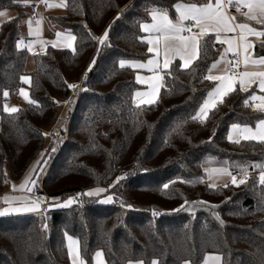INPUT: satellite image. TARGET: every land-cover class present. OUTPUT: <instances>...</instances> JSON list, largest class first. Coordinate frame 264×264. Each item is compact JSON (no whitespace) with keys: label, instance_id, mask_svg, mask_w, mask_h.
<instances>
[{"label":"trees","instance_id":"16d2710c","mask_svg":"<svg viewBox=\"0 0 264 264\" xmlns=\"http://www.w3.org/2000/svg\"><path fill=\"white\" fill-rule=\"evenodd\" d=\"M30 1L0 0V10H18L0 24V192L39 157L35 187L42 182L49 202L74 196L82 204L0 216V264H71L67 235L79 240L87 264L98 250L108 264H201L207 253L220 254L222 264H264V139H229L232 124L264 120L251 103L255 89L238 85L206 118L196 116L216 83L207 79L222 48L216 34L200 37L187 68L175 59L163 70L154 103L134 100L140 84L131 62L151 56L142 23L153 11L175 19L178 3L209 0H64L65 11L50 18L74 34V48L33 53V103L7 112L4 93L17 94L30 56L19 46ZM253 50L264 57V37ZM74 82L77 103L51 153L43 127ZM206 165L228 166L245 182L210 186ZM98 189L105 191L87 195Z\"/></svg>","mask_w":264,"mask_h":264},{"label":"crops","instance_id":"0c3cea01","mask_svg":"<svg viewBox=\"0 0 264 264\" xmlns=\"http://www.w3.org/2000/svg\"><path fill=\"white\" fill-rule=\"evenodd\" d=\"M34 1H38V4L44 5L46 8L47 12L49 15L51 14H59L63 13L65 11V1L63 0V3L61 0H31V4ZM216 0H209L207 3H211L215 6ZM179 4H185L188 5L187 3H179ZM189 4H194L197 7H200L204 4H196V3H189ZM206 4V3H205ZM227 0H224V3L222 5V11L225 12L226 16L228 17H234V21H230V23L239 24V23H246L250 27L255 28L257 31H264V24L262 23H257L256 20L249 19L248 16L244 15L243 13H248L249 9L247 6L244 4H241L239 7H237L235 4L226 6ZM230 8L232 12H230L228 9ZM39 11V9H38ZM257 11L256 5L253 4V13L255 14ZM0 12L6 13L5 16H0V24L6 21L7 19L14 17L15 15L18 14V10H14V8H4L1 9ZM178 12V16L175 19H172L168 16L167 17L169 20H171L173 23H177L180 12ZM164 14V12H159V11H153L151 13V19L147 22L142 23V26L147 24V25H152L154 23L159 22L161 15ZM153 16L156 17V19H153ZM39 17V14H38ZM38 17L34 20H37ZM193 23L195 26V21L192 20H184L182 21V26L187 29L188 24ZM142 30L146 33L147 35V41H148V47L152 48L153 51L151 52V56L145 61V62H131V65L136 68V81L140 84V87L135 91L134 94V100L137 104H143L145 101L152 100L155 101L159 97L162 82H163V70L166 69L164 68V61L167 59L169 61V66L171 62L175 59H178L181 64L184 66L185 60H187L190 65L195 58L198 56L199 53V42L198 45L195 48L189 47L187 51L180 52L178 54H173L172 51H168L167 55H165V45L167 44L169 48H175L176 46L179 45V40L175 39L173 34L171 33H159L155 31H146L143 27ZM203 31L205 34L208 33H215L216 31L214 30L213 26L209 23H205L203 25ZM46 34L45 39L48 43V45H54L56 47H62V48H74L75 44V39H72V37H75L73 33H71L68 30H62L58 27H56L55 30H48L46 29L44 31ZM201 28L196 26V30L194 32H181L179 35L183 37H189V36H197L198 41L201 37ZM204 34V35H205ZM217 37V35H216ZM243 37V39H241ZM262 36H256L253 33L248 32L247 30H244L243 32L237 27L235 28V31H224L221 30L219 34V39H217L219 42L220 41H230L231 42V48L228 43H222L226 47V50L230 48V50L225 52L226 56H229L232 63L235 62V71L233 74H231L226 68L222 71L224 73L222 76L224 78V82L226 83L224 85L223 90H220V88H216V83L215 86L209 91V93H212L213 95L210 97L209 93L207 94L205 100L209 101L208 104V109L204 114H200V109L202 105H204V102L200 105V107L197 110V117L200 119H204L209 111L221 100H223L232 90V88L240 85L243 88H254L255 91L251 96V103L253 107L260 108L264 110V106H262V102L258 99L261 96H264V89H261L260 87V79L261 77L259 76H244L242 75L243 73H264V64L259 63L261 58L264 57H258L254 54V44L260 40ZM42 38L38 37L32 40L30 43V46L28 47L30 51H34L35 49H32L35 44H41L42 43ZM46 42V43H47ZM46 43H42L41 46H43L42 51L46 49ZM41 52V51H40ZM35 53V52H34ZM183 57V58H182ZM233 57L235 59H233ZM245 57H247V62L245 61ZM152 60L155 61V64L149 65L148 61ZM139 64H144L145 67H138L137 65ZM213 65V64H212ZM210 67L208 71V75L212 77H218L219 76V68L217 67ZM168 66V67H169ZM232 67V66H231ZM230 67V68H231ZM217 82V80H215ZM229 85L231 88H229ZM233 88V89H234ZM219 89V91H217ZM139 94V95H138ZM255 98V99H254ZM237 123H234L231 125L230 130H229V135L231 134L232 131V126ZM250 128L251 132H245L244 128ZM235 134L239 136L241 139H245V136H253L255 135V138L253 140H262L264 138H261V136L258 134L260 131V122L255 126L251 127L248 125H242L238 128H234ZM40 161L39 164L37 162ZM43 163H41V158H37L34 160V162L30 165V167L26 170V172L20 177L19 179L12 180L9 185V193H1L0 192V216H6V215H22V214H31V213H40L43 212L42 208L44 206V203L40 201L39 204V209L37 211H18V212H3L4 209L8 207H23L26 204L31 205L33 201H37L38 199L32 194V189L35 187L36 182L40 176L41 169H42ZM35 169V171H33ZM33 177L32 180H35V184L32 183H27L25 186L28 189H31L29 191V195H23L17 193V191L14 190H19L21 187L20 185L25 182V178L28 176ZM41 179V178H40ZM96 190H91L90 192H94ZM100 193V192H99ZM31 194V195H30ZM5 197L8 198H19V199H11L10 203L5 202ZM61 200H54L53 202H49L48 208H58L62 207L60 205ZM70 206V205H68ZM65 207V206H64ZM71 235L66 236V242L69 250V255H70V260L71 263L74 264H80V261H83L84 264L85 261L82 259L80 255V245H79V240L77 239V243L73 245V250L71 251L69 248V239ZM75 241V239H73ZM102 251V250H101ZM100 250L96 251L101 252ZM96 253L94 255L95 262L94 264H104L102 261V256L99 258L96 257ZM218 258V259H217ZM158 264L157 260L153 261V264ZM107 264V262H106ZM128 264H144L143 261L137 260V261H129ZM182 264H191L190 261L185 260L182 262ZM201 264H222V257L220 255H215L213 253H207L203 262Z\"/></svg>","mask_w":264,"mask_h":264},{"label":"snow or ice","instance_id":"6c2138e0","mask_svg":"<svg viewBox=\"0 0 264 264\" xmlns=\"http://www.w3.org/2000/svg\"><path fill=\"white\" fill-rule=\"evenodd\" d=\"M224 3V0H216L215 2V6L211 3H206L200 7H197L194 4H177L175 5V8L177 11L180 12V16L178 19L177 23H173L171 20L168 19L167 14L164 13L161 15L159 22L154 23L152 25H143L142 27L146 30V31H155V32H159V33H171L173 34L174 38L179 40V45L176 46L175 48H169V46L166 44L165 45V55H167L168 51H172L173 54H178L180 52H184L187 51L189 47L195 48L198 45V38L197 36H189V37H183L180 36L179 34L181 32H185V31H191V29H185L182 26V21L184 20H192L195 21V24L197 27L201 28V37L205 34L203 31V25L205 23H209L213 26L214 30L216 31V35H217V39H219V34L221 30L224 31H235V28H239L242 32L244 30H247L250 33H253L256 36H262L264 37V31H257L255 28L250 27L248 24L246 23H239V24H233L230 23V21H234L235 18L234 17H228L226 16L225 12L222 11V5ZM227 3L229 5H233L235 4L237 7H239L241 4H244L245 6L248 7L249 12L248 13H243L244 15L248 16L249 19L252 20H256L257 23H262L264 24V0H227ZM253 4L256 5L257 11L254 14L253 13ZM162 11V10H161ZM6 13L4 12H0V16H5ZM153 19L155 20L156 17L153 16ZM29 24H31V21L28 22ZM108 35L107 31L104 34V37L106 38ZM72 39H75V37H72ZM241 39H243V37H241ZM221 43H228L230 45L231 48V42L230 41H220ZM101 43H103V39H101ZM227 49L226 51L230 50ZM153 49L149 48V52H152ZM183 58V57H182ZM245 61L247 62V57H245ZM155 61L149 60L148 64L152 65L155 64ZM188 61L185 60V64L184 67L187 68L188 67ZM259 63L264 64V58H261ZM126 62L121 61L120 62V67L123 68L125 67ZM138 67H145L144 64H139L137 65ZM169 66V61L167 59H165L164 61V68H168ZM91 67V65H90ZM212 67H216V64H213ZM242 75L244 76H259L261 77L259 83H260V87L261 89H264V73H243ZM207 79L209 80H217V79H222L221 77H212L209 76L207 77ZM68 87L70 88H75L76 85H68ZM229 88H231V86L229 85ZM242 90L247 91V88H243ZM217 91H219V89H217ZM4 95L6 96L7 93H4ZM139 95V94H138ZM213 94L209 93V96L211 97ZM27 98V97H26ZM255 99V98H254ZM261 102H262V106H264V96H261L258 98ZM30 103H33V101H29ZM144 103L147 104H152L154 103V101L152 100H148L145 101ZM248 101H245V104H247ZM208 104L209 101L205 100L204 105H202L201 109H200V114H204L206 112V110L208 109ZM5 110L7 111L8 109L5 108ZM12 112L17 111L16 108H12L11 109ZM195 119V117H194ZM233 128H238V125H233ZM245 132H251L250 128L245 127L244 128ZM261 138H264V120L260 121V131L258 133ZM231 138V137H230ZM245 139H254L255 135L253 136H245ZM237 143H239V141H236ZM40 161L37 162V164H39ZM33 171H35V169H33ZM121 178H118V180ZM233 183H236V178L233 177L232 178ZM260 181L262 184H264V173L261 174L260 177ZM32 183L35 184V180H32L31 176L29 175L28 177L25 178V182L23 184H21V188H24L27 183ZM245 181L243 179H241L239 181L240 184H243ZM227 186V185H225ZM164 188H168V184L164 185ZM29 191H31V189H28ZM105 191L104 189H98L94 192H89L87 193V195L92 196V195H96L99 192ZM11 199H19V198H8L5 197V202L6 203H10ZM109 200L111 199V197L108 198ZM73 201L69 200L67 203L71 204ZM39 204H40V200L38 199L37 201H33L31 203V205L26 204L23 207H8L6 209L3 210V212H18V211H37L39 209ZM66 206V205H65ZM70 243H69V248L70 250L72 249L73 245H75L77 242L74 241L71 237H68ZM101 256L100 252L96 253V257L99 258ZM218 259V258H217ZM75 264V261H74ZM80 264H84L83 261H80ZM155 264V262H154Z\"/></svg>","mask_w":264,"mask_h":264},{"label":"rangeland","instance_id":"374dc122","mask_svg":"<svg viewBox=\"0 0 264 264\" xmlns=\"http://www.w3.org/2000/svg\"><path fill=\"white\" fill-rule=\"evenodd\" d=\"M61 2L63 3V0H61ZM30 3H31V1H30ZM38 9H39V11H38L39 17L37 20H34L30 17L31 9L29 7L26 10L27 13L22 19L23 29H22V33H21V39L19 41L20 47H27L28 48L30 46V43L32 42V40L35 38H38V37H41L43 39L42 43L43 42L46 43L47 42L45 39L46 33L44 31L46 29H48L50 31L55 30L57 27L55 22H53V20L50 18V15L48 14L44 5L39 3ZM14 10H15V8H14ZM29 21H31V24L28 23ZM42 43L41 44H35V46L32 48V49H35L34 51H30V49L28 48V50L30 51V56L28 58L26 71L22 75V82H23L22 86L20 87L17 94L14 96H11V95L9 96V93L7 92V99L4 103V110H5V108H7L8 109L7 112H12L11 111L12 108H16L18 110L20 107L30 103L29 101H33L31 94H30V88H29V84L31 81L30 71L33 68L32 54L34 52L42 51V48H43V46H41ZM48 43L49 42L46 43V46L48 45ZM225 52H226V47L224 45H222L219 56L213 62V64H216V67L219 68V76L218 77L222 78V79H217V82H216V84H217L216 88H220V90H223L224 85L226 84L224 82V78L222 76L224 74V73H222V71L224 70V68H226V70L228 72L230 67L231 66L233 67V65H235V62L232 63L230 57L225 55ZM72 85H76V87L72 88L71 93L68 96H63V97L58 98V107L56 110L55 119H54L53 123H51L49 125H45L43 127L44 133H45V145L51 151V153L57 152L59 150V148L61 147L62 142H63V136H62L63 132H67L70 116L72 114L73 109L75 108L76 103H77L79 84H78V82H74V83H72ZM233 88L230 91H233L234 90ZM257 109H260V108H257ZM260 110H262V109H260ZM235 125L240 126V124H238V123ZM0 127H1V120H0ZM234 130L235 129L232 127V131H231V134L229 135V139L231 141H234V142L241 141L242 139L235 134ZM7 171H9V167H7ZM205 172H206V177H205L206 182L210 186H213V187L219 186V185H226L228 183H233V180H232L233 177L236 178V183H233V184H240L239 181L241 179H243L244 181L246 179L245 175L234 173L230 169V167H228V166L206 165L205 166ZM32 179H33V177H32ZM9 185H7L5 187L4 193L10 192L9 191V188H10ZM14 191H17V193H19V194L29 195V191L27 190L26 187L20 188L19 190H14ZM103 199L109 200L108 198H105V197ZM69 200L73 201L71 204L77 202V198L74 196H71V197H68L66 199L61 200L59 204L62 205V207H64L65 205H66L65 207H67L68 205H71V204L67 203ZM70 237L72 239H75V241H77L76 237H74L72 235ZM72 250H73V248H72ZM102 254L103 253H101V256H102ZM213 254H215L217 256L220 255L218 253H213ZM102 261L104 262V264H106V262H107L104 255L102 257ZM94 262H95V259L93 261V264H94Z\"/></svg>","mask_w":264,"mask_h":264},{"label":"built area","instance_id":"2783aa9c","mask_svg":"<svg viewBox=\"0 0 264 264\" xmlns=\"http://www.w3.org/2000/svg\"><path fill=\"white\" fill-rule=\"evenodd\" d=\"M226 6H228V4H226ZM228 9H230V8H228ZM229 11L232 12L231 9ZM30 17L32 19H36L38 17V1H34L32 3ZM187 29H191L190 32H194L196 30V26L193 23H189ZM233 59H235V58L233 57ZM234 71H235V67L233 66V67L230 68L229 72L231 74H233ZM40 187L42 188V182H40ZM41 188L39 189L37 187H34L32 189V194L37 199H39L41 202L44 203V206L42 208V211L43 212H46L47 211V208H48V205H49L50 199H49L48 194L46 192H44L43 190H41ZM76 203L77 204H82V200L81 199H78ZM122 206H126V203L125 202H122Z\"/></svg>","mask_w":264,"mask_h":264}]
</instances>
